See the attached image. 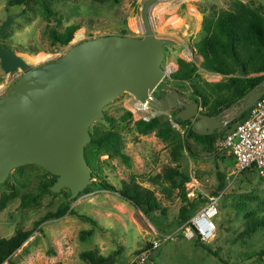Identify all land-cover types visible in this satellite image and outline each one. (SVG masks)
<instances>
[{
    "label": "rangeland",
    "instance_id": "1",
    "mask_svg": "<svg viewBox=\"0 0 264 264\" xmlns=\"http://www.w3.org/2000/svg\"><path fill=\"white\" fill-rule=\"evenodd\" d=\"M47 1L53 11L50 18L38 3L40 1L35 0L29 7H10L9 0H0V27L9 15L24 12L0 38V45L15 51L33 68L57 61L72 47L89 40L124 33L133 38L145 35L142 12L147 0ZM239 1L247 3L251 0H165L156 4L152 12L155 34L172 42L166 46L165 63H175L178 59L192 62L193 50L206 36L204 19L232 10ZM258 1L264 4V0ZM73 24L81 25L73 42L67 47L54 46L50 31L62 33ZM23 76L22 70L5 73L0 61V99ZM209 79L206 71L199 69L198 77L190 83L170 81L168 86L192 99L193 87H204ZM164 87V84L160 85L161 90ZM104 112L105 117L97 121L91 131L117 132L121 136L120 148L129 161L116 155L101 156L103 174L118 189L126 182H136L154 190L167 215L161 212L147 215L118 193L95 184L100 182L98 179L93 180L77 199L71 200L68 189L57 194L51 187L47 190L42 186L52 182V174L39 166L22 167L14 170L0 186V205L5 195L13 191L19 194V198L0 209V240L11 238L20 229L32 230L37 222L56 213L62 206L70 207V210L61 218L42 223L6 264H88L82 254L95 251L110 258L109 264H132L163 234L175 236L153 254L149 264H264V257H261L264 251L263 176L251 170L235 180L231 158L220 150V145L215 154H208L201 151V145L191 141L195 156L184 151L176 158L174 139H183L185 134L176 129L174 139L164 140L154 130L146 134L139 132L136 124L141 112L131 94L121 95ZM164 116L158 120L169 118ZM168 167L190 177L186 184L187 197L194 180L206 194L224 195L217 219V236L211 243L203 244L197 238L189 239L179 232L185 223H181L179 214L187 203L183 201L180 189H173L164 177ZM219 174L227 178L223 191L219 188ZM23 197L36 199L23 208ZM188 200L191 201L189 197ZM193 203L189 219L205 206L202 199ZM72 211L77 215H71ZM90 230L92 235L83 241L82 232Z\"/></svg>",
    "mask_w": 264,
    "mask_h": 264
},
{
    "label": "water",
    "instance_id": "2",
    "mask_svg": "<svg viewBox=\"0 0 264 264\" xmlns=\"http://www.w3.org/2000/svg\"><path fill=\"white\" fill-rule=\"evenodd\" d=\"M165 0H147L142 19L143 38L106 36L72 47L62 58L38 68L15 51L0 45L5 73L24 72L0 99V186L11 173L26 166H39L57 177L52 192L71 191L70 199L93 183L86 159L92 142L91 128L105 117V108L128 93L162 114L176 113L175 120L191 123L200 136L222 134L226 139L239 118L264 97V81L241 102L217 116L204 113L201 104L160 85L165 73L166 46L172 42L156 36L152 12ZM9 15L0 27V38L23 15ZM243 105L232 118L225 114Z\"/></svg>",
    "mask_w": 264,
    "mask_h": 264
},
{
    "label": "trees",
    "instance_id": "3",
    "mask_svg": "<svg viewBox=\"0 0 264 264\" xmlns=\"http://www.w3.org/2000/svg\"><path fill=\"white\" fill-rule=\"evenodd\" d=\"M36 1H40L38 3L42 4L49 18L53 16V11L47 0ZM32 2H35V0H9L8 6L19 7L23 5L29 7ZM80 29L81 25L73 24L65 28L62 33L51 30L49 37L54 46L67 47L73 42L76 33ZM203 30L206 36L196 46L199 55L204 59L202 65L199 67L193 61L188 62L184 59H178L175 63L179 68L173 77V81L177 84H188L198 77L199 69L226 77L227 80L224 82H207L204 87L199 85L193 87L192 99L202 105L206 115L214 117L231 108L234 104L241 102L251 90L264 81V4L258 0H251L247 3L236 2L232 10L222 12L214 17L207 16L203 22ZM122 36H127V34L124 33ZM164 86V88L169 89V86ZM164 94L162 93L159 96ZM248 113L243 114L237 123L244 120ZM128 115L131 116L132 114L128 113ZM175 116L176 113L173 114L174 118ZM158 119L159 117L150 123L139 120L136 127L143 134L154 130L164 140L174 139L177 131L169 118H166L165 121ZM177 123L185 129V136H182L183 139H174L176 148L173 154L176 158H179L184 151L195 156L191 141L201 145L203 153L215 154L217 146L224 140L222 134L200 136L195 133L191 123L181 121H177ZM120 144L121 136L115 131L101 133L94 130L92 132V142L86 148V159L92 171L93 180L98 179L100 181L94 183H99L103 189L109 192L118 193L123 199L149 216L158 212L166 216L167 212L154 190L136 182H126L121 189H118L108 182L107 177L102 172L101 156L109 155L112 157L116 155L128 162L129 157L123 153ZM217 155L216 157L219 158V155ZM231 164V166L234 165L233 158H231ZM219 175V188L220 191H223L227 186V178L222 174ZM164 177L173 189H180L181 197L187 203L181 208L179 214L181 223H186L189 220L191 209L194 208V203L188 200L186 192V184L189 183L190 177L184 172L171 167L165 170ZM56 181L57 177L53 176L50 184H43L42 186L49 190ZM17 198H19V194L15 191L5 195L1 200L0 209H5L10 202ZM35 199L36 197H23L22 207H28ZM69 210L70 207L62 206L56 213H51L37 222L32 230L20 229L11 238L1 239L0 264L8 263L11 257L30 240L42 223L52 218H61ZM71 215H77V213L72 211ZM81 218L90 220L85 216H81ZM92 233V230L83 231L81 234L82 240L86 241ZM203 247L208 248L204 245ZM261 257H264V251L261 253ZM82 258L88 264H109L111 262L110 258L100 256L99 252L96 251L86 252L82 254Z\"/></svg>",
    "mask_w": 264,
    "mask_h": 264
},
{
    "label": "built area",
    "instance_id": "4",
    "mask_svg": "<svg viewBox=\"0 0 264 264\" xmlns=\"http://www.w3.org/2000/svg\"><path fill=\"white\" fill-rule=\"evenodd\" d=\"M163 68L165 76L162 84L168 86L169 82L173 81L179 67L176 63L167 61L164 63ZM167 92V88L162 89V93ZM152 98L157 97L150 94L144 103L136 99V107L141 112L140 120L150 123L162 115H167L173 127L185 134L184 128L177 123L172 114H162L151 107ZM220 150L234 159L231 170L235 180L251 170L257 171L264 177V97L250 109L244 120L237 123L236 130L220 144ZM190 185L189 199L191 201L196 199L205 200V206L184 223L179 232L186 238H197L203 244H208L215 240L217 236V219L220 214V202L224 195L206 194L195 180ZM174 236V234L161 235L158 240L153 241L143 253L137 256L132 264H149L153 254L165 243L172 241Z\"/></svg>",
    "mask_w": 264,
    "mask_h": 264
},
{
    "label": "crops",
    "instance_id": "5",
    "mask_svg": "<svg viewBox=\"0 0 264 264\" xmlns=\"http://www.w3.org/2000/svg\"><path fill=\"white\" fill-rule=\"evenodd\" d=\"M192 61L195 62L199 67L202 65V63L204 61V59L199 55V52L197 51L196 48L193 50ZM206 77H210L211 80L209 79V83H220V82H224L227 80V78L224 76L215 75V74H212L209 72H206ZM242 107H243V105H240V106L232 109L231 111L227 112L224 115L225 118L229 119V118L234 117L241 110ZM201 108L203 109L202 105H201Z\"/></svg>",
    "mask_w": 264,
    "mask_h": 264
},
{
    "label": "flooded vegetation",
    "instance_id": "6",
    "mask_svg": "<svg viewBox=\"0 0 264 264\" xmlns=\"http://www.w3.org/2000/svg\"><path fill=\"white\" fill-rule=\"evenodd\" d=\"M12 15H16V14H12Z\"/></svg>",
    "mask_w": 264,
    "mask_h": 264
}]
</instances>
